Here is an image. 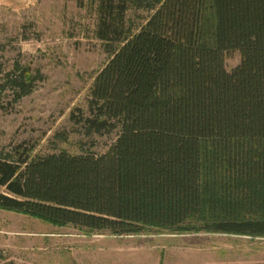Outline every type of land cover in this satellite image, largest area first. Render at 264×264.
<instances>
[{"label":"trees","instance_id":"obj_1","mask_svg":"<svg viewBox=\"0 0 264 264\" xmlns=\"http://www.w3.org/2000/svg\"><path fill=\"white\" fill-rule=\"evenodd\" d=\"M96 36L109 59L81 123L114 142L3 155L0 208L118 236L264 237V0H100ZM7 81L16 99L30 92L24 70Z\"/></svg>","mask_w":264,"mask_h":264},{"label":"rangeland","instance_id":"obj_2","mask_svg":"<svg viewBox=\"0 0 264 264\" xmlns=\"http://www.w3.org/2000/svg\"><path fill=\"white\" fill-rule=\"evenodd\" d=\"M99 1L0 0V157L17 149L99 155L114 142L115 132L88 136L81 123L109 59L96 36ZM148 15L130 9L126 17ZM239 63L233 52L225 68ZM23 70L31 89L16 99L7 79ZM0 264H264V237L158 228L118 236L0 208Z\"/></svg>","mask_w":264,"mask_h":264}]
</instances>
